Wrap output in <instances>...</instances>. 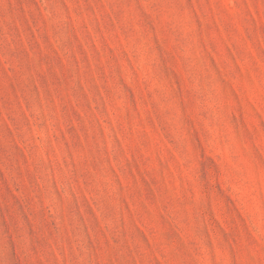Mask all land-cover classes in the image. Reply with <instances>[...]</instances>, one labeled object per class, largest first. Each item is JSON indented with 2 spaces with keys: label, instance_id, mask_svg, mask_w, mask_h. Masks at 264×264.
Here are the masks:
<instances>
[{
  "label": "rangeland",
  "instance_id": "374dc122",
  "mask_svg": "<svg viewBox=\"0 0 264 264\" xmlns=\"http://www.w3.org/2000/svg\"><path fill=\"white\" fill-rule=\"evenodd\" d=\"M0 264H264V0H0Z\"/></svg>",
  "mask_w": 264,
  "mask_h": 264
}]
</instances>
